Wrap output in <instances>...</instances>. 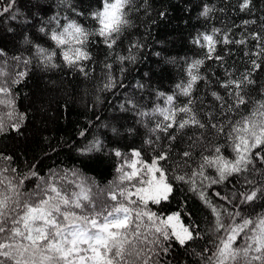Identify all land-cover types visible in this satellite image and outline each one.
<instances>
[{
  "label": "snow or ice",
  "instance_id": "obj_1",
  "mask_svg": "<svg viewBox=\"0 0 264 264\" xmlns=\"http://www.w3.org/2000/svg\"><path fill=\"white\" fill-rule=\"evenodd\" d=\"M100 4L91 12L97 27L89 29L67 16L63 18L67 22L62 24L59 14L44 20L43 16L50 9L45 0H0V25L7 23V32H19L23 42L29 45L33 44V40L25 32L34 28L60 49L65 67L87 76L85 62L93 59L89 51L94 42L92 38H97L95 42H102L107 49L114 50L118 42L122 43L126 30L133 27L128 17L136 8L135 0H100ZM64 6L76 16H83L73 0H64ZM238 7L241 12L250 14L252 0H240ZM212 11L205 4L200 15L208 19ZM252 23L255 21H242L243 26ZM53 24L55 26L50 27ZM230 31L212 28L211 32H200L192 38L191 42L204 50L203 58L186 62L183 69L186 79L182 78L175 84L171 94L157 92V99L164 101V107L156 105L151 111H144L133 100H129L127 106H121L123 111L133 113L137 123H143L145 117L162 119L153 121L154 127L148 128L149 135L144 141L154 153L150 163L139 159L144 152L142 148L132 149L127 161L126 154L119 149L112 152L121 161L116 168L121 174L119 183L112 188L110 197L114 203L90 199L80 184H76L81 188L80 192L70 190L64 183L67 173H52L47 178H41L35 165L21 171L11 166V156L0 154V162H3L0 166V264H165L162 254H169L173 241L187 249L190 242L201 238L194 225L180 223L181 213L161 216L148 207L149 203L159 205L169 200L174 189L173 180L187 184L189 191L196 193L211 211L210 232L214 239L211 248L205 247L197 253L202 257L203 264H264V213L243 215L244 206H250L254 211L257 202L264 200V99L250 97L253 90L250 86L256 83L251 73L264 68V59L257 62L264 57V35L253 32L248 37L233 40L229 36ZM247 39L255 40L259 51L245 55L257 59H251V69L238 77L226 72L228 78L218 81L227 93L222 95L212 88L210 78L201 74V66L206 60H214L223 66L224 56L218 53L217 45H243ZM140 47L132 43L128 49L130 55L119 56L118 59L135 62L136 57L131 52ZM35 49L45 68L60 67L52 63V58L57 55L55 51L49 53L39 44L35 45ZM5 55V50L0 49V57ZM12 59L24 66L32 62L20 56ZM104 67L109 72L112 69L110 63H105ZM3 75L0 73V77ZM26 75V72L20 71L10 82L0 79V104L7 107L14 104L11 87L19 84ZM200 81L209 85L205 97L210 95L211 101L194 95ZM104 87L108 90L116 87L111 75ZM261 95L264 96V93ZM180 96L185 100L179 101ZM250 102L252 111L245 115L241 110L247 111ZM24 119L23 114H18L11 124L0 123V133L5 131L6 126L19 132ZM122 128L123 125L111 127L114 138L122 135ZM189 129L200 130L199 135H189ZM208 129L216 136L224 137L232 158L222 153L224 146L220 144L211 149L205 146L193 168V150L205 143ZM126 131L131 133L135 130L127 128ZM185 136L188 139L187 149L180 151L179 162L174 161L175 169L168 167V162L173 160L176 142L179 140L182 143ZM103 148L104 144L96 139L79 151L89 154ZM138 164L143 171L137 167ZM181 167L192 168L191 173L179 172ZM207 170H212L214 175ZM240 177H243L242 187L232 191L230 196L221 192L212 193L238 211L217 205L205 192L214 185L238 183ZM33 178L38 183L29 191L26 182ZM125 182L132 184L135 191L126 186L120 187ZM116 189H119V200ZM238 239H242L243 243L238 244Z\"/></svg>",
  "mask_w": 264,
  "mask_h": 264
},
{
  "label": "trees",
  "instance_id": "obj_2",
  "mask_svg": "<svg viewBox=\"0 0 264 264\" xmlns=\"http://www.w3.org/2000/svg\"><path fill=\"white\" fill-rule=\"evenodd\" d=\"M45 3L50 5V9L43 16L44 20L59 14L62 24L67 22L63 19L67 16L89 29L97 27L91 18V12L101 6L100 0H73L83 12V16L72 13L64 6V0H45ZM239 3L240 0H135L136 8L128 17L133 27L126 30L122 43L118 42L114 50H109L102 42H95L97 38H92L94 42L89 51L93 59L85 62L87 76L78 70L65 67L60 49L34 28H29L25 32V35L33 40V44L29 45L23 42L19 32L8 33L7 23L0 25V49L6 52L5 56L0 57V73L4 74L0 79L10 82L15 73L20 71L27 73L19 84L11 87L15 97L14 104L11 107L0 104V123L11 124L18 114L25 117L19 132L12 131L6 126L5 131L0 133V154L11 156L13 158L11 166L21 171L35 165L41 178H47L52 173L61 175L67 173L64 183L70 190L80 192L81 188L76 187V184H80L84 194L90 199L114 203L110 197L113 194L112 188L119 183L121 174L117 173L116 168L121 161L112 152L119 149L126 154L127 161L132 149L142 148L144 152L139 159L150 163L154 153L144 141L149 135L148 128L154 127L153 121L162 119L152 117L150 120L145 117L143 123H137L133 113L123 111L121 106H127L128 101L133 100L144 111H151L156 105L164 107V101L157 99V92L171 94L175 84L181 82L182 78L186 79L183 71L186 62L203 58L204 50L191 42L200 32H211L212 28L220 29L222 32L231 29L229 36L233 40L248 37L253 32L264 35L262 27L264 0H252L250 14L241 12ZM205 4L213 9L208 19L200 15ZM245 20L255 23L243 26L242 21ZM54 26L53 24L50 27ZM132 43L141 45L138 49H132L131 54L135 55V62L130 60L121 62L118 57L129 56L128 49ZM36 44L46 48L49 53L55 51L57 55L52 58V63L59 64L60 67L45 68L40 63L41 57L36 53ZM217 51L224 56L223 66L214 60H206L200 71L202 75L210 78L212 88L226 96V90L220 87L218 81L228 78L226 72L232 73L233 77L248 72L251 69L250 60L257 57L245 53L258 52L259 48L255 40L247 39L243 45L221 43L217 45ZM14 56L32 62L27 66L17 64L12 59ZM261 59L264 57L257 59V62L260 63ZM105 63L112 65L110 72L104 67ZM109 75L116 83V87L111 90L104 87ZM251 75L256 81L250 86L253 89L250 92L251 99H264L261 95L264 93V68L252 72ZM196 87L197 91L194 93L196 97L212 100L210 95L205 97L209 90V85L205 81H200ZM184 100L185 97H179V101ZM252 107L250 102L247 111L243 109L241 111L248 115ZM203 119L206 120L207 117ZM113 125H123L122 135L118 138H114L111 132ZM127 128L135 131L129 133L126 131ZM187 131L189 135H199L200 132L198 129ZM207 131L209 135L205 136V143L193 150L195 156L193 168L200 160L199 153L205 146L211 149L220 144L224 146L222 153L229 159L232 158L231 149L226 147L227 141L224 137L216 136L211 129ZM96 139L104 144L103 150L81 154L79 150ZM187 147V136L183 137L182 143L178 140L172 153L173 160L169 161L167 166L175 169L174 161L179 162L180 151ZM2 165L3 162H0V166ZM137 167L143 171L141 165L138 164ZM126 170L131 171L130 168ZM191 170L192 168L184 167L178 169L181 173L189 174ZM207 171L214 175L212 170ZM256 178L259 180V174ZM37 183L35 178L27 181V190L34 189ZM173 184V193L168 201L159 205L149 203L148 207L161 216L181 213L180 222L194 225L201 238L190 242L187 249L173 241L171 251L167 256L162 254V258L165 264L169 261L171 264H203L202 257L197 253L205 247L211 248V241L214 239L210 232L213 220L211 211L196 193L189 191L187 184L174 180ZM242 185L243 177H240L238 183L214 185L205 189V192L217 205L238 211L239 209L224 204L212 193L221 192L230 196L232 191L240 189ZM125 186L131 191L135 190L130 183L120 185ZM115 194L119 200V189L115 190ZM132 198L135 199V196ZM259 205H264V200L257 202L254 211L252 207L244 206L246 210L243 215L255 216L257 213H264V207ZM237 243H243V240L238 239Z\"/></svg>",
  "mask_w": 264,
  "mask_h": 264
},
{
  "label": "rangeland",
  "instance_id": "obj_3",
  "mask_svg": "<svg viewBox=\"0 0 264 264\" xmlns=\"http://www.w3.org/2000/svg\"><path fill=\"white\" fill-rule=\"evenodd\" d=\"M134 191H135V190H134ZM134 191H133V192H134ZM172 214H173V213H172ZM169 215H171V214H169ZM180 223H181V222H180Z\"/></svg>",
  "mask_w": 264,
  "mask_h": 264
}]
</instances>
